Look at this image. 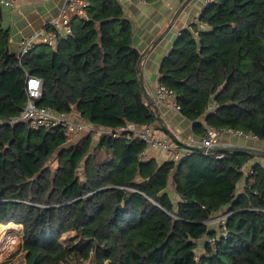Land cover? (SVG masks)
Masks as SVG:
<instances>
[{
    "label": "trees",
    "instance_id": "16d2710c",
    "mask_svg": "<svg viewBox=\"0 0 264 264\" xmlns=\"http://www.w3.org/2000/svg\"><path fill=\"white\" fill-rule=\"evenodd\" d=\"M87 2L86 17L71 19L55 46L18 54L0 0V225L22 226L21 264H264V166L254 162L246 175L250 153L192 149L158 163L125 133L101 134L93 146L89 132L66 145V127L9 121L25 106L28 74L41 80L39 107L75 106L112 130H164L138 82L127 8ZM199 21L179 31L158 82L196 138L211 127L264 140V0H211Z\"/></svg>",
    "mask_w": 264,
    "mask_h": 264
},
{
    "label": "crops",
    "instance_id": "0c3cea01",
    "mask_svg": "<svg viewBox=\"0 0 264 264\" xmlns=\"http://www.w3.org/2000/svg\"><path fill=\"white\" fill-rule=\"evenodd\" d=\"M2 1H8L9 3L5 4L2 3ZM120 1L127 8V12L134 30L133 42L140 53L145 50V48L166 29L161 39L156 43L155 46L149 48L140 63L143 85L147 94L158 107L157 117L165 131L155 127L153 124L141 126L134 125L138 128L148 126L151 128L155 138L159 140H168L171 142L170 149H164L160 146H151L146 144V147L143 150L145 158H154L158 163H162L167 160L176 161L178 158L182 157V148L186 147L181 142L188 143L187 141L195 136L191 131V122L189 120L183 117L178 111L158 104L156 101L155 87L156 84L159 83L158 69L161 60L169 52L174 40L176 39V36L181 29L187 28L193 23L197 24L199 27H204V24L199 21V17L202 9L211 0H189L180 9L179 13L175 17H173L175 11L179 8L184 0ZM1 3L3 13L2 25L9 30V50L19 54L22 50V42L24 38L30 33L39 31L41 35H43L49 32L50 28L46 25V22L58 14L59 9L63 4V0H1ZM85 17L86 16L82 18ZM57 34L63 33L61 30L56 32V42ZM56 42L55 44H48L55 46ZM35 43L47 42L35 41L34 44ZM145 101L147 103L146 98ZM66 114L69 115V117L73 119L76 124L105 128L103 126L92 124L81 118L75 106L69 113ZM75 129L77 133L73 139L76 140H74V142L69 141L70 145L75 144L81 137L91 132L90 130L87 131L86 127L83 129ZM169 131L174 134L177 139H174ZM92 133L94 136L96 135L95 132ZM245 137L256 139V141H264L257 139L253 135L241 136L224 131L219 137V142L222 145H242L249 147L256 145L253 140V145L246 144L247 140H245ZM94 139L97 141L98 136L93 137V146L96 144ZM259 157L260 156H254L253 159L247 162L248 166L250 167V165L254 162H259L264 166L263 158L261 160ZM244 181L245 180L241 179L237 185V188L244 185Z\"/></svg>",
    "mask_w": 264,
    "mask_h": 264
},
{
    "label": "built area",
    "instance_id": "2783aa9c",
    "mask_svg": "<svg viewBox=\"0 0 264 264\" xmlns=\"http://www.w3.org/2000/svg\"><path fill=\"white\" fill-rule=\"evenodd\" d=\"M2 3L8 4V1H2ZM88 6L87 0H63V4L59 9L58 14L47 20L46 25L50 28L47 34L41 35L39 31H34L26 36L22 42L21 54L26 53L34 44L35 41H44L47 43L55 44L56 42V32L61 30L64 35L70 33V21L75 16L84 17L86 16V8ZM42 83L41 80L34 76H29L26 74V102L24 108L21 110L17 118L10 119V122L16 120H22L28 124L32 129L47 128L53 125H61L66 127L67 130L72 131L74 128H87V130H92L94 132H102L106 134L118 135L120 133H125L126 138H139L143 140L147 145L160 146L164 149L171 148V142L168 140H159L153 136L152 130L148 126L141 128L136 127L132 123H127L122 127L116 128L114 130L109 128L83 126L81 124H76L69 115L64 113L55 112L48 107H39L35 104V99L41 95ZM155 99L158 104L170 107L178 111L179 107L176 104L173 94L164 85L157 83L155 87ZM231 134L245 135L240 131L225 130ZM224 130L217 131L211 127H208L205 136L196 138L192 137L187 142L196 145H203L207 147H212L220 144L219 137ZM246 136V135H245ZM192 149L189 147L182 148V157L189 153ZM140 157H145L144 152L140 153ZM246 175L251 174L248 164H244L242 167ZM219 217L216 216L211 220H217ZM220 219V218H219Z\"/></svg>",
    "mask_w": 264,
    "mask_h": 264
},
{
    "label": "rangeland",
    "instance_id": "374dc122",
    "mask_svg": "<svg viewBox=\"0 0 264 264\" xmlns=\"http://www.w3.org/2000/svg\"><path fill=\"white\" fill-rule=\"evenodd\" d=\"M72 131L73 133L71 137L69 138L70 142H74V140H76V139H73L77 133L76 129L74 128ZM90 131L94 132L92 130ZM95 133L96 135L94 137L104 134L102 132H95ZM245 138L244 139L247 140L246 144L253 145L254 144L252 143V140H253L256 143V145H258V146L253 145V148L264 149V141H256V139H251L249 137L248 138L245 137ZM69 141L67 142V145H70ZM259 158L261 160L263 158L264 160V157H259ZM71 234H73V232L64 233L61 240L67 239L68 236H71ZM21 237H22V226L20 224L18 226L13 225V226H10L9 228L0 229V264L2 263L21 264L23 262L24 251L21 249V246H22ZM198 246L200 247V244H198ZM198 251H199V248H198Z\"/></svg>",
    "mask_w": 264,
    "mask_h": 264
},
{
    "label": "water",
    "instance_id": "95a60500",
    "mask_svg": "<svg viewBox=\"0 0 264 264\" xmlns=\"http://www.w3.org/2000/svg\"><path fill=\"white\" fill-rule=\"evenodd\" d=\"M189 0H184L183 3L179 6V8L175 11L173 17H175L180 9L188 2ZM166 31V29L164 30V32ZM164 32H162L153 42H151V44H149L145 50H143L140 55L139 58L137 60V65H136V72L138 73V82L140 84V87L143 91V94L147 100V103H149L155 110L156 114L158 115V107L157 105L153 102V100L151 99V97L147 94L145 87L143 85L142 82V73H141V68H140V63L143 59V57L145 56L146 52L149 50V48L153 47L156 45V43L161 39V37L163 36ZM165 126V124H164ZM169 133L171 134V136L174 139H177L176 136L174 134H172L170 131ZM184 146L189 147L191 149H198V150H202V151H220V150H237V151H245L247 153H250L253 156H260V157H264V149L261 148H253V147H249V146H242V145H222V144H218L212 147H207V146H203V145H196V144H191V143H186V142H181ZM117 206H120V204H118Z\"/></svg>",
    "mask_w": 264,
    "mask_h": 264
},
{
    "label": "bare ground",
    "instance_id": "6f19581e",
    "mask_svg": "<svg viewBox=\"0 0 264 264\" xmlns=\"http://www.w3.org/2000/svg\"><path fill=\"white\" fill-rule=\"evenodd\" d=\"M13 225H19L17 223H14V222H8L7 224H4V225H0V229H5V228H9L10 226H13Z\"/></svg>",
    "mask_w": 264,
    "mask_h": 264
}]
</instances>
